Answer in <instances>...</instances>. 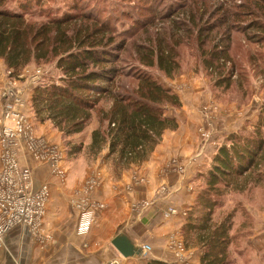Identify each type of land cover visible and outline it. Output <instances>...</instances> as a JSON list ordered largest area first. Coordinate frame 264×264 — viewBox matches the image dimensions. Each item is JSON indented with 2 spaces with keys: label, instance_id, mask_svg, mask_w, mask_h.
Masks as SVG:
<instances>
[{
  "label": "trees",
  "instance_id": "trees-1",
  "mask_svg": "<svg viewBox=\"0 0 264 264\" xmlns=\"http://www.w3.org/2000/svg\"><path fill=\"white\" fill-rule=\"evenodd\" d=\"M9 1L0 0V59L9 76L18 78L29 66L51 62L62 74L58 83L48 80L34 87L35 120L50 121L62 135L68 158H73L82 145L71 138L84 132L100 101L110 97L111 108L102 112L108 126L92 132L90 146L97 155L108 147L107 159L113 158L114 167L122 172L147 161L164 132L178 127L177 118L166 114L167 107H181L178 94L145 69L156 68L168 78L175 77L181 71L179 49L193 44L205 70L217 77L215 86L228 90L232 81L224 70L231 61L234 31L243 32L249 42L264 43V0H183L162 16L165 25L160 30L155 23L159 14L152 9L145 24L135 22L131 31L125 30V37L136 35L138 40L132 44L128 38L116 44L120 37L116 28L92 14L64 12L36 21L31 17L44 11L46 0H25L17 10L7 8ZM124 45L125 51L131 45L125 71L118 67V52ZM120 77L131 81V89L115 90ZM260 116L251 132L228 134L209 169L193 179L195 187L201 182V191L182 233L187 247L192 242L200 248V264H235L231 258L234 242L249 235L244 223L240 224L242 231L234 226L237 216L244 214V205L219 221L214 215L229 190L241 191V184L257 186L264 181V115Z\"/></svg>",
  "mask_w": 264,
  "mask_h": 264
},
{
  "label": "crops",
  "instance_id": "crops-1",
  "mask_svg": "<svg viewBox=\"0 0 264 264\" xmlns=\"http://www.w3.org/2000/svg\"><path fill=\"white\" fill-rule=\"evenodd\" d=\"M2 83L0 78V85ZM167 87L180 98L184 94L185 89L179 84ZM181 103V111L176 112L177 129L164 132L147 161L132 165L118 178L111 175L105 159L97 158L92 163L88 173L100 178L93 198L104 207L97 209L95 222L86 234L78 233L79 211L70 203L85 178L80 180L79 172L70 169L66 181L61 183L48 164L29 159L34 187L39 188L44 183L50 187L42 234L37 238L27 228H13L5 237V245L0 247V264H109L114 260L121 264H148L150 261L174 264L176 256L171 237L176 234L184 241L182 227L186 219L183 214L191 209L197 196L193 178L209 169L216 153V149L206 147L202 156H193L199 147L197 107L200 101L195 98L190 103L181 98ZM221 120L224 130H229L230 127L225 125L230 121L226 117ZM44 129H39L38 133L61 144L59 132L49 126ZM100 154H108V148ZM180 157L188 160L183 161ZM176 162L185 164L184 174L175 169ZM169 208L177 209L178 214L166 217ZM119 234L126 235L138 247L137 256L125 258L119 253L112 244ZM145 244L151 246L147 254L143 251ZM186 248L188 264H200V248L196 245Z\"/></svg>",
  "mask_w": 264,
  "mask_h": 264
},
{
  "label": "rangeland",
  "instance_id": "rangeland-1",
  "mask_svg": "<svg viewBox=\"0 0 264 264\" xmlns=\"http://www.w3.org/2000/svg\"><path fill=\"white\" fill-rule=\"evenodd\" d=\"M23 2H25V0L9 1L7 8L9 10H17L19 5ZM236 2L240 3L239 0ZM45 3L44 11L41 12L38 10L39 13L31 17L33 20L43 21L54 15L61 16L64 12H71L74 14L89 13L113 25L117 30L116 33L120 36L116 40V44H120L125 42V38H128L130 43L138 40L136 35L133 34L125 37V30L131 31L129 27L133 26L135 22H139L140 24L144 22L145 24L149 17L152 16L150 12L152 9L157 10V14H159L158 20L155 21V23H157V29H163L165 22L161 21L162 16L170 12V7L172 8L180 3L182 4L183 0H46ZM160 16L161 18H159ZM144 39L145 37L142 38L143 41ZM186 41L185 39L184 43H186ZM130 47L131 45H129V49ZM129 49L125 51L124 45V50L118 52L121 59L118 67L124 71L126 66L125 61H129V63L131 61L129 60ZM179 52L181 55V71L180 74L175 77L168 78L163 72L158 71L156 68L145 70L165 87L173 83L179 84L181 88L185 89L183 96H181L184 102L188 101L192 103L195 98L197 101H200L197 107V114L200 115V120L197 125L199 147L193 156H202L206 147H212L217 150L224 138L230 133L235 131L251 132L260 120L261 113L264 115V43L249 42L243 32L234 31L230 49L231 61L226 65L224 70L226 76H229L232 81V85L228 90L215 86L217 77L208 74L205 70L198 58L199 53L195 45H182ZM27 68L29 69L27 70ZM27 68H25L22 73L24 74L22 83L28 86L29 82L31 85L29 88L32 92L36 85L48 80H54L58 83L59 78L62 76L61 72L56 68L55 62L45 65H33ZM3 69L6 68L3 60L0 59V71ZM124 87H126L125 89H127V87L131 89L132 83L127 78L120 77L117 79L114 88L117 92H123L122 88ZM112 103V99L105 96V98L100 101L97 110L94 111L84 132L71 138L75 144H81L82 149L73 158H68L66 153V168L67 170L73 169L75 172L78 171L80 180L85 178V182L90 176L88 172L91 169L92 163L95 162L97 158L105 159L109 164V170L114 178H118L119 175H121L122 171L119 170L120 167H114L113 158L107 159L108 154L105 156L95 154L90 146L92 132L96 129L104 130L107 128L108 121L103 122L102 112L108 111ZM182 106L183 104L181 107ZM181 107H167L166 114L177 118L176 112L178 113V111H181ZM32 117L38 135H40L38 133L39 129L44 131V128L48 126L53 130L55 129L50 121L42 123L35 120L34 114H32ZM223 117H226V119L232 123L231 126H229L230 123L225 125L226 127H230L229 130H224L225 128L221 126L223 124V120H221ZM54 131L58 132L56 129ZM206 133L209 137L206 136ZM60 138L61 145L65 148L62 135ZM180 158L177 159L179 160ZM29 159L31 158H26V160ZM181 160L187 161L188 159L181 158ZM178 163L179 162L174 163L175 169L184 174L185 164ZM180 168H182V171H180ZM193 185L194 190H196L198 194L201 191V182H198L196 187L195 184ZM241 185V191L229 190L220 198L223 205L216 210L214 218L216 221H219L233 209L240 208L239 205H244V214L237 216L235 219L236 225L234 226L235 229L239 230V228L241 229L240 224L244 223V230L249 233V235L245 237L239 236L238 241L234 242V250L232 249L231 258L235 261V264H264V181L261 185L257 186ZM189 211H185V219H187ZM172 237H177V235L174 234ZM182 242L184 247H186L185 242ZM192 244L194 243L191 242L190 245L192 246ZM252 247L253 251L251 250ZM240 250H243L242 257L239 256ZM176 254L177 251L175 250V256ZM184 256L188 258L189 254H187V250H185ZM187 258L186 262H188Z\"/></svg>",
  "mask_w": 264,
  "mask_h": 264
},
{
  "label": "built area",
  "instance_id": "built-area-1",
  "mask_svg": "<svg viewBox=\"0 0 264 264\" xmlns=\"http://www.w3.org/2000/svg\"><path fill=\"white\" fill-rule=\"evenodd\" d=\"M9 74L6 69L0 71V78L3 79L0 85V247L5 245L6 235L17 226L29 229L37 238L42 234L50 187L47 183L39 188L34 187L33 168L26 158L48 164L52 174L61 183L66 181L67 175L65 148L37 134L32 117L30 83L28 82V86L22 83L24 74H20L18 78H12ZM206 136L209 137L207 133ZM99 181V176L91 174L71 197V206L79 211V234L90 231L97 209L104 207L93 198ZM177 213L176 209L169 208L165 216ZM183 215L186 216V213ZM171 244L177 251L174 264H188L187 257L184 256L187 249L182 240L171 237ZM143 251L149 253L151 246L143 245ZM109 264L121 263L114 260Z\"/></svg>",
  "mask_w": 264,
  "mask_h": 264
},
{
  "label": "water",
  "instance_id": "water-1",
  "mask_svg": "<svg viewBox=\"0 0 264 264\" xmlns=\"http://www.w3.org/2000/svg\"><path fill=\"white\" fill-rule=\"evenodd\" d=\"M112 244L119 251V253L125 257H135L139 254L140 250L136 247L133 242L123 234H119L113 241Z\"/></svg>",
  "mask_w": 264,
  "mask_h": 264
}]
</instances>
